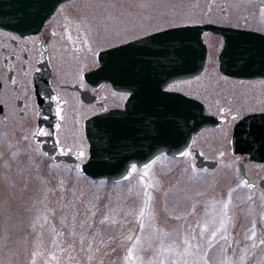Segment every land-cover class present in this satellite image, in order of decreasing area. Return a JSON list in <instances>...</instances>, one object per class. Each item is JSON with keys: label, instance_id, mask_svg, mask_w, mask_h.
<instances>
[{"label": "rangeland", "instance_id": "rangeland-1", "mask_svg": "<svg viewBox=\"0 0 264 264\" xmlns=\"http://www.w3.org/2000/svg\"><path fill=\"white\" fill-rule=\"evenodd\" d=\"M142 4L146 7H140ZM260 7L251 0L67 1L48 22L44 37L19 42V54L28 48L27 43L30 44L26 60L21 58L17 68V81L22 85L20 97L34 102L30 96L31 74L36 68L35 63L38 60L40 62L39 43H48L53 86L57 87L59 98L66 101L58 140L63 148L79 153L77 164L86 162L89 143L83 123L89 115L100 110L86 107L75 98L77 94L60 86L80 81V74L95 65L98 50L182 25L215 23L264 32V17L259 14ZM10 38L11 35L0 31V48L12 47L14 50ZM83 39L87 40V44L82 42ZM205 39L209 51L203 74L170 87L184 91L206 104L207 113L225 115L223 127L205 129L191 140V148H202V153L214 159L217 158L215 152L220 149L231 153L232 116L239 118L261 102L259 98L252 100L249 96L242 97L235 92L238 88L241 93L246 91L248 94L254 89L253 85L241 84L239 88L236 82L220 72L218 58L223 38L207 33ZM89 46L91 51L88 50ZM1 59L0 55V62ZM21 62L27 65L26 70L21 67ZM0 76L7 80L2 66ZM11 87L7 83L4 95L10 97L8 99H13V91L8 90ZM115 98H110L114 102H108L105 110L117 105ZM14 107L11 103L9 119L0 117V264H31L33 253H37L36 264H57V261L49 258L52 226L64 232L60 243L65 253L57 257L59 264H88L86 254L79 252L78 242L74 245L76 251L70 250L73 246V237L70 235L73 221L72 213L65 205L72 201H75L74 207L78 213L76 225L87 218L93 224V230L86 235L91 238L93 233H99V252L94 254L92 264H125L123 258L136 236L142 237L138 248H148L150 244L152 249H158L160 241L154 229H162L172 233L171 237L164 240L167 245L189 226L195 228L198 222L202 223L205 219H218L219 205L213 207V204L226 201L232 189L237 191L232 193V205L229 208L233 221L229 224L227 234L232 238V248L227 250V255L237 262L244 255L245 264H264V247L252 249L251 241L245 238L253 220L257 224V234L264 232V201L260 199L264 190L238 188L242 180L236 167L237 159L229 156L228 159L224 158L227 166L199 172L190 163L196 162L192 153L181 159L161 155L148 170V177H145V180L158 184L151 190L154 197L151 207L154 208L155 218L150 219L146 213L145 228L141 234L138 213L144 200L141 177L145 169L136 167L137 171L132 172L131 168L129 180L112 183L86 177L77 165L63 162L56 164L42 153L33 138L36 112L28 111L26 117H21ZM229 108L231 112L221 111ZM25 136L27 139H24ZM221 144L224 147H220ZM13 153L17 155L13 157ZM247 171L257 181L264 177V164L248 163ZM249 194L253 197L251 201L247 199ZM193 205L195 213L188 215ZM89 208L95 211L94 217ZM106 215L110 216V220L101 225L100 221ZM177 215L184 219H175ZM128 235L133 236V241L126 240ZM101 239L104 244L99 243ZM245 248H248L247 253L244 252ZM141 254L148 260L152 251L149 249ZM165 254L173 255L168 252ZM69 255L75 259L69 260ZM209 257L213 264L220 260L216 250L210 252Z\"/></svg>", "mask_w": 264, "mask_h": 264}, {"label": "water", "instance_id": "water-1", "mask_svg": "<svg viewBox=\"0 0 264 264\" xmlns=\"http://www.w3.org/2000/svg\"><path fill=\"white\" fill-rule=\"evenodd\" d=\"M64 1L0 0V28L20 34L37 33ZM206 32L224 37L220 61L229 69L236 63L245 77L263 69L260 66L264 63V35L215 24L171 28L100 52L102 67L96 75L132 95L125 109H113L86 121L91 148L88 161L80 165L81 172L95 180L127 179L133 163L145 168L162 153L182 156L194 135L219 125L214 116L205 114L203 104L197 100L165 90L178 79L198 77L203 72ZM36 85L43 107L51 94H43L42 87ZM262 119L264 115L247 117L242 125ZM241 151L250 153L253 159L264 160L263 146H245ZM197 159L198 167H214L201 156L197 155ZM240 173L250 181L244 164L240 165Z\"/></svg>", "mask_w": 264, "mask_h": 264}, {"label": "flooded vegetation", "instance_id": "flooded-vegetation-1", "mask_svg": "<svg viewBox=\"0 0 264 264\" xmlns=\"http://www.w3.org/2000/svg\"><path fill=\"white\" fill-rule=\"evenodd\" d=\"M256 3V2H255ZM257 5L261 6L260 4L256 3ZM59 9V8H58ZM57 9V10H58ZM57 12V11H56ZM56 14V13H55ZM54 14V15H55ZM53 15V16H54ZM52 18L49 20L51 21L53 19ZM48 21V22H49ZM48 22L45 24L44 28L42 29V31L38 34H31V35H19L13 32H9V31H5L0 29L1 33H5V34H9L11 35V40L10 43L11 45L15 48L14 50L12 49V47H2L0 48V55L2 56L1 62H0V68L1 66L4 67L5 71H6V78L2 79L3 77L0 78V117L3 120H7L9 119V111H10V104L12 103V105L14 104V109L16 110L18 116L21 117H26L27 112L28 111H34L36 112V127H35V131L37 129H43L44 131L48 132L49 135H42L39 137L34 138L35 142L39 145L40 150L42 151L43 154H45L46 156L52 158L54 160V162L56 164L58 163H67L70 165H77L79 167V163L78 162V157H79V153H72L69 150L63 148V146L60 144L59 140H58V131L60 129V125L63 123V114H64V109H65V102L59 98L58 94H57V87L53 86V68L50 62V58H49V46L46 44H42L39 43V48L41 49V57H40V62H36V68L35 70L32 72L31 74V81H32V88H31V95L32 98L34 99L33 101H28L25 98L20 97V93L22 92V85L17 81V68L19 67L21 58L26 60L25 58H27L28 56V50L30 48V44L27 43V49L22 51L21 54H19L18 50H19V42L20 40H26V39H33V38H38V37H44L46 35V27ZM234 27V26H231ZM234 28H238V27H234ZM238 29H244V30H253V29H247V28H241L239 27ZM256 31V30H253ZM260 32L262 34H264V32L262 31H257ZM9 37V36H8ZM6 38H1V40H4ZM137 39V38H136ZM38 43V42H37ZM111 48V47H110ZM109 48H104L101 50H98L96 53V60H95V65L88 67L87 69H85L81 74H80V81L74 83L73 85H61V88L67 89L75 94H77V96L75 97L81 104L85 105L86 107H92L95 109H98L100 111L93 113L91 115H89L85 120V121L92 117L93 115H96L98 113L107 111L105 110V108L107 107L108 102L113 101V99H110L112 97H116L115 100L118 101L116 106H113L110 109L113 108H123L125 106L126 101L128 100L129 97V93L124 92V91H119L116 90L112 84L110 82H107L105 80H94L90 77V74L95 71L98 67H99V61H98V53L100 51L106 50ZM21 67L26 70L27 69V65L25 64V62H21ZM219 69L220 72L221 68H220V63H219ZM205 70V69H204ZM223 74V73H222ZM224 76H226L225 74H223ZM228 78H230L232 81L237 83V87L241 88L239 85H253L254 89H252L251 91H249V93L247 94L246 91H244V93H241V91L237 88L235 90L236 94L240 95L243 97H247L249 96L252 100L253 99H260L261 104H258L256 106L250 108V111L245 112L244 114H242L241 117L235 119L232 124H231V153L228 154L224 149H220L219 152H215L217 158H209V155H205L204 153H202L201 151L203 150L202 148H198V147H192L191 148V144L189 146V149L187 150V153H192L194 155V157L196 155L201 156L204 158L205 161L214 164V169L213 170H217V168H221V167H225L227 166V162H225L226 160H224V158L228 159L227 157L232 156V159H237L236 162V167L238 168V172H239V176L241 178V180L243 181L241 175H240V165L244 164L245 166V171L248 175V171H247V167H248V163H254L256 165L259 164H264V160L260 161V160H256L253 159L252 155L250 153H245L243 151H241V147L238 145L235 147V144L239 143V139H238V134L239 133H248V131H252V132H258L259 130H257V125L255 126H251L250 128H239L237 125L241 122L242 119H244L247 116L253 115V114H260V113H264V77H255V78H239V77H233V76H226ZM47 81V82H46ZM186 80H182V81H178L183 82ZM46 82V84H45ZM176 82V83H178ZM7 83L8 85L10 84L12 87L9 88L8 90H12V96L13 99H8L10 97H5L4 92L5 89L7 88ZM36 83L39 85V87H42V92L43 94H46V92H49L50 98L48 101H44L43 107L40 104L39 101V96L37 94V89H36ZM173 85V84H172ZM38 87V88H39ZM44 89V90H43ZM170 90L173 91H178L181 93L186 94L184 91H179V90H175V89H171V87L169 88ZM188 95V94H186ZM190 96V95H188ZM193 97V96H192ZM115 105V104H114ZM205 108L206 107V104ZM43 110V112H42ZM104 110V111H103ZM59 111V116L57 115V112ZM210 115H213L215 117H218L221 120V123L219 125V127H223V119H225V115H216L214 113H208ZM61 117H63L61 119ZM83 123V126H84ZM213 128H218V127H211V128H207V129H213ZM250 129V130H249ZM192 143V142H191ZM223 144V143H222ZM220 147H224V145H222ZM202 149V150H201ZM236 149V150H235ZM221 151H223V153H220ZM71 155L72 160L74 161V163H70L67 161H64L61 158V156H68ZM187 156V155H185ZM184 156V157H185ZM176 159V158H173ZM192 165L195 166V162L192 163L190 162ZM135 166V165H134ZM137 167V166H135ZM204 169H208V168H203V169H197L199 172H202V170ZM212 170V169H209ZM251 183H253L255 185V187L253 189L250 190H256L258 188L264 190V177L260 178L259 180H254L250 177V175H248ZM246 189H249L247 187H245ZM248 201H245V203Z\"/></svg>", "mask_w": 264, "mask_h": 264}, {"label": "snow or ice", "instance_id": "snow-or-ice-1", "mask_svg": "<svg viewBox=\"0 0 264 264\" xmlns=\"http://www.w3.org/2000/svg\"><path fill=\"white\" fill-rule=\"evenodd\" d=\"M140 7H146V5H140ZM210 10V8H209ZM259 14L264 17V3L261 4ZM81 39V37H77ZM165 37H161L164 39ZM69 39H71V35L69 34ZM83 43L87 44V40L83 39ZM91 51V47L88 48ZM221 111H228L231 112L232 110L229 109H221ZM59 111L57 115L59 116ZM63 117H61L62 119ZM237 117L234 115L232 119L235 120ZM42 135H49L48 132L44 131L43 129H37L33 133V138L42 136ZM24 139H27L25 136ZM189 153H184V155H188ZM17 154L13 153L12 156L15 157ZM153 163H149L145 166V171L141 177L143 191V206L139 209V226L141 234L144 231L145 224L144 218L146 213L150 219H154V208L151 207L154 197L152 195V189L157 187L158 182H151L150 180H145V177H148V170L153 167ZM7 167L8 165L5 164ZM137 169L135 166H132V172H136ZM127 175V174H126ZM61 185L63 181L60 182ZM239 187H247L249 189H253L255 185H253L247 179H244ZM63 191V189H61ZM237 191V189H232L228 193V197L226 201L214 202L213 207H216V204L219 205L217 215L218 219L213 218L211 221L205 219L202 223H197L195 228L189 226L184 233L179 234L171 243L165 245L164 240L168 237L172 236V233L164 231L162 229H154V234L160 241V247L158 249H152L151 245L149 244L148 248H138L141 244V236H136L134 242L130 244L126 251V255L124 256L125 264H213L209 257V253L213 250L218 252L220 256V260L217 264H245V256L241 255L239 257V261L232 259V257L227 255V250L232 248V243L230 240L232 239L228 234V227L229 224L232 223L233 217L229 213V208L232 205V193ZM45 198H47V194H45ZM63 199V196L61 197ZM247 199L251 201L253 199L252 195L249 194ZM260 199L264 201V194H261ZM75 201L69 202L65 205L66 208L72 213V228L70 230V235L73 237V246L71 247V251H76L74 245L78 242L79 243V252L85 253V259L88 264H92L94 254L99 252V247L97 246V236L99 233H93L91 238H89L86 233L92 232L93 224L90 222L89 219H85L82 223L78 226L75 223L76 220V209L74 207ZM91 212V216H95V211L92 208H89ZM195 213V205H193L192 209L188 213V215ZM177 220L184 219L183 216H175ZM264 218V217H262ZM110 220V216L106 215L101 221L100 224H106ZM45 222H47V217H45ZM63 223V221H62ZM112 223H116V221H112ZM43 227V225H41ZM77 227H79L80 231L77 232ZM197 229L199 231L197 232ZM64 236L63 231H57L55 226H52L51 238H50V247L51 252L49 254V258L52 261H57L59 264L57 257L60 255H64L65 250L63 249L60 238ZM245 238L251 241L250 247L252 249H256L258 247H264V232H261L259 235L257 234V224L256 221L253 220L251 227L249 228L248 232L245 233ZM127 241H133V236L128 235L126 237ZM221 241L224 243L221 244ZM100 244H104L103 239L99 241ZM59 249V252L57 251ZM151 249L152 256L145 260L144 256L141 254L142 252L149 251ZM248 248L244 249V252L247 253ZM173 253V255L169 256L165 253ZM37 253H33V259L31 264H36V257ZM234 255V253H233ZM163 257V259H161ZM69 260L75 259L71 255L68 256Z\"/></svg>", "mask_w": 264, "mask_h": 264}, {"label": "bare ground", "instance_id": "bare-ground-1", "mask_svg": "<svg viewBox=\"0 0 264 264\" xmlns=\"http://www.w3.org/2000/svg\"><path fill=\"white\" fill-rule=\"evenodd\" d=\"M57 11V10H56ZM56 13V12H55ZM54 13V14H55ZM207 33H212V32H206L205 34H204V36H203V40H204V42H205V44H206V47H207V58H206V63H205V65H204V69L206 68V65H207V61H208V51H209V48H208V44H207V42H206V39H205V35L207 34ZM215 35H217V34H215ZM217 36H220V35H217ZM224 49V48H223ZM222 49V50H223ZM203 69V70H204ZM205 114H206V111H205ZM217 118V120L219 121V124L221 123V120L218 118V117H216ZM194 137H195V135L193 136V139H194ZM73 158V157H72ZM72 158H71V155H68V156H61V158L60 159H62V160H64V161H67V162H70V163H74V161L72 160Z\"/></svg>", "mask_w": 264, "mask_h": 264}]
</instances>
